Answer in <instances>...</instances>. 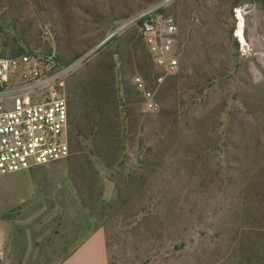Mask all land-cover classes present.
<instances>
[{"label":"rangeland","instance_id":"obj_1","mask_svg":"<svg viewBox=\"0 0 264 264\" xmlns=\"http://www.w3.org/2000/svg\"><path fill=\"white\" fill-rule=\"evenodd\" d=\"M162 1L0 0V57L66 62L100 46L67 82L72 134L83 154L117 148L97 177H75L67 160L1 176L0 264H61L98 230L109 264H264V0L169 1L181 64L156 80L128 21ZM94 87L107 120L93 141L83 96ZM100 195L110 206L96 214Z\"/></svg>","mask_w":264,"mask_h":264},{"label":"built area","instance_id":"obj_2","mask_svg":"<svg viewBox=\"0 0 264 264\" xmlns=\"http://www.w3.org/2000/svg\"><path fill=\"white\" fill-rule=\"evenodd\" d=\"M169 1L150 6L128 21L139 28L149 55L161 71L159 80L178 73L181 64L177 22L164 12ZM241 11L237 12L238 19ZM99 47L67 62L53 52L0 57V177L71 155L67 82ZM132 82L145 110L158 112L155 92L147 88L145 80L134 76Z\"/></svg>","mask_w":264,"mask_h":264},{"label":"trees","instance_id":"obj_3","mask_svg":"<svg viewBox=\"0 0 264 264\" xmlns=\"http://www.w3.org/2000/svg\"><path fill=\"white\" fill-rule=\"evenodd\" d=\"M140 38H141V43H142L143 49L145 51L144 58H145L146 62H144V65L146 68H149L151 71L154 72V74L156 75L155 79L157 80L159 78V76L161 75V71L156 66V64L152 60L151 56L149 55L141 36H140ZM96 90H97V87H94L91 91H89L90 92L89 97L87 95L83 96L85 98V106L88 109L89 117L91 118V120L93 122V126H92L91 130L89 131L88 138L90 137L91 139H93V141L96 140V137L99 134H101V132H102L101 130L96 129V126H97L96 123L98 122V120L102 121V120L106 119L105 115H103V112L99 107V100L97 99L98 100L97 102L94 101V98L96 97L95 96ZM115 93H116V91L113 90L112 96H111L112 100L110 102L112 105H116V103H117ZM75 94H76L75 95L76 97L77 96L80 97V95H81V94L78 95L77 93H75ZM68 101H69V107H70L69 141H70V145H71V155L65 160L69 161V164L71 165V172H73L75 174V177L83 179L86 177L85 174H87V172H91L93 176L97 177V172L95 171L96 164L102 163V162L106 161V159H108V158H111L112 161H114V159H115L114 157L116 155L115 151L117 150V148L113 145H109V146H106L104 153H101L100 150L98 149V146L94 145L93 147L96 148L97 150H91L89 153L83 154L82 153L83 148L81 146L82 135L79 132H77V134H75V135L72 134V131L74 132V129H72L71 101H70L69 95H68ZM75 117H76V113H75ZM108 137H109V140L114 143L115 140L117 139L118 135L116 134V132L113 131L112 133H109ZM83 139H86V138H83ZM90 201L92 203L91 211L96 213V214H98L99 213L98 211L103 209L105 206L106 207L110 206V205L105 204V201L103 200L102 195H100L98 198L96 197V199L90 198ZM66 259H64V261Z\"/></svg>","mask_w":264,"mask_h":264},{"label":"crops","instance_id":"obj_4","mask_svg":"<svg viewBox=\"0 0 264 264\" xmlns=\"http://www.w3.org/2000/svg\"><path fill=\"white\" fill-rule=\"evenodd\" d=\"M61 264H109L105 231L93 233Z\"/></svg>","mask_w":264,"mask_h":264},{"label":"bare ground","instance_id":"obj_5","mask_svg":"<svg viewBox=\"0 0 264 264\" xmlns=\"http://www.w3.org/2000/svg\"><path fill=\"white\" fill-rule=\"evenodd\" d=\"M242 13V11L240 12V14H239V18L241 19L240 21V27L242 28V25H243V15L241 14Z\"/></svg>","mask_w":264,"mask_h":264}]
</instances>
